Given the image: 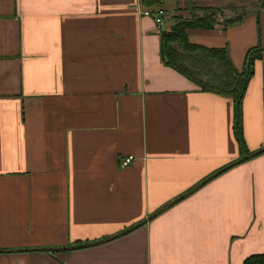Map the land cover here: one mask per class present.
Masks as SVG:
<instances>
[{"label": "crops", "instance_id": "0c3cea01", "mask_svg": "<svg viewBox=\"0 0 264 264\" xmlns=\"http://www.w3.org/2000/svg\"><path fill=\"white\" fill-rule=\"evenodd\" d=\"M164 1L0 0V249L112 236L239 158L231 99L158 56L159 33L185 2ZM191 1L240 19L191 27L188 41L225 45L237 69L246 49L261 48L240 101L249 153L264 146V6ZM156 7L158 26L142 14ZM256 253L264 151L126 234L69 251H0V264H241Z\"/></svg>", "mask_w": 264, "mask_h": 264}, {"label": "trees", "instance_id": "16d2710c", "mask_svg": "<svg viewBox=\"0 0 264 264\" xmlns=\"http://www.w3.org/2000/svg\"><path fill=\"white\" fill-rule=\"evenodd\" d=\"M144 3H153L156 0H142ZM184 10L188 17H178L171 24L168 31H161L158 37V56L162 64L181 74L200 91L210 92L217 96L229 97L232 102V135L236 141L240 156L248 153L244 149V141L240 126V101L246 88L247 81L252 73V64L259 55L261 48L251 46L244 51V57L239 69L234 68L225 45L208 47L190 42L186 37V30L193 28H211L215 16L221 14L219 8L199 6L191 0H185ZM264 6V0H260ZM194 11H199L196 14ZM240 19V14L222 20L219 24L225 27ZM241 264H264V253L250 254L242 259Z\"/></svg>", "mask_w": 264, "mask_h": 264}, {"label": "water", "instance_id": "95a60500", "mask_svg": "<svg viewBox=\"0 0 264 264\" xmlns=\"http://www.w3.org/2000/svg\"><path fill=\"white\" fill-rule=\"evenodd\" d=\"M264 151V146H261L249 153L246 154H242L241 156H239V158H236L235 160H231L227 163H225L223 166L215 169V171L210 172V174H208L207 176L201 178L200 180H198L192 187H190L189 189L183 191L181 194H179L178 196H175L171 199H169L166 203L160 205L159 207L155 208L152 212H150L149 214L146 215V217L140 219V221H138L137 223H134L132 225L127 226L125 229L120 230L119 232H116L114 234H112V236H108V237H102L100 239L97 240H93V241H87V242H83V243H74V244H69L68 246H54V247H40V248H25V249H0V251H4V252H11V251H26V250H31V251H40V250H45V251H49V252H54V251H69L70 249H77V248H83L84 246H89V245H95L98 242H103V241H107V240H111L113 237H117L123 234H126V232H128L129 230H132L138 226H140V224L144 223L145 221L153 218L155 216V214L159 213L160 211H162L163 209L167 208L169 205L177 202L179 199H181L183 196L191 193L192 191H194L197 187H199L202 183H204L205 181L209 180L211 177L225 171L226 168L233 166L235 164H238L241 161H244L246 159L252 158L253 156L261 153Z\"/></svg>", "mask_w": 264, "mask_h": 264}, {"label": "rangeland", "instance_id": "374dc122", "mask_svg": "<svg viewBox=\"0 0 264 264\" xmlns=\"http://www.w3.org/2000/svg\"><path fill=\"white\" fill-rule=\"evenodd\" d=\"M250 2V1H249ZM164 3L165 4H168V3H170L168 0H165L164 1ZM171 3H173V0H172V2ZM251 3H252V1H251ZM185 5H186V3L184 2V5H183V7L182 8H176V10H173L174 12H172V14H171V16L169 17V19H171V21H172V24L174 23V22H176V20L178 19V17L180 16H182V13H180V9L181 10H184V7H185ZM254 5V4H253ZM250 7V6H249ZM156 8H158V9H162V8H159V7H156ZM163 10V9H162ZM185 12H187L186 10H184ZM196 14H200V12L199 11H194ZM234 13H236V11H230V10H226L225 11V13L224 12H221V14H219V15H216L215 16V20H219V22L217 21L216 23H220V22H222V20H224V19H226V18H228V17H233V15H234ZM226 14V15H225ZM183 17V16H182Z\"/></svg>", "mask_w": 264, "mask_h": 264}, {"label": "built area", "instance_id": "2783aa9c", "mask_svg": "<svg viewBox=\"0 0 264 264\" xmlns=\"http://www.w3.org/2000/svg\"><path fill=\"white\" fill-rule=\"evenodd\" d=\"M142 14L149 15L150 17H152L154 23L158 26L162 23L161 19L164 13L162 9L155 8L153 10L143 11ZM130 158V155H126L123 158H120L119 166L123 167V165L127 164L130 161Z\"/></svg>", "mask_w": 264, "mask_h": 264}]
</instances>
